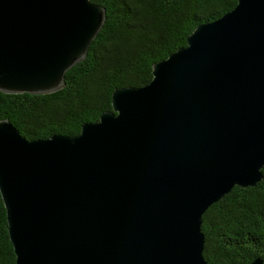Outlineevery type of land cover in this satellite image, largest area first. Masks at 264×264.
Instances as JSON below:
<instances>
[{
    "label": "water",
    "instance_id": "water-1",
    "mask_svg": "<svg viewBox=\"0 0 264 264\" xmlns=\"http://www.w3.org/2000/svg\"><path fill=\"white\" fill-rule=\"evenodd\" d=\"M236 1L77 136L0 120L15 264H207L202 215L263 179L264 0ZM105 18L90 0H0V92L63 88Z\"/></svg>",
    "mask_w": 264,
    "mask_h": 264
},
{
    "label": "trees",
    "instance_id": "trees-1",
    "mask_svg": "<svg viewBox=\"0 0 264 264\" xmlns=\"http://www.w3.org/2000/svg\"><path fill=\"white\" fill-rule=\"evenodd\" d=\"M106 18L86 57L64 76V87L43 95L0 92V120H8L25 139L77 136L82 125L111 110L115 89L150 83L152 65L186 46L202 24L232 10L236 0H90ZM263 179L234 187L202 215L203 258L207 264H264ZM0 264H15L0 196Z\"/></svg>",
    "mask_w": 264,
    "mask_h": 264
}]
</instances>
